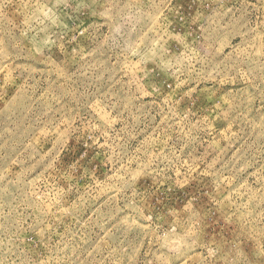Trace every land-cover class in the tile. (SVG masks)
<instances>
[{"label":"rangeland","instance_id":"374dc122","mask_svg":"<svg viewBox=\"0 0 264 264\" xmlns=\"http://www.w3.org/2000/svg\"><path fill=\"white\" fill-rule=\"evenodd\" d=\"M0 264H264V0H0Z\"/></svg>","mask_w":264,"mask_h":264}]
</instances>
